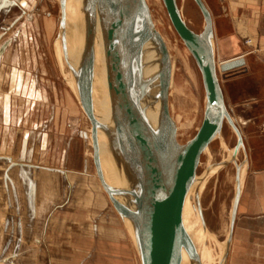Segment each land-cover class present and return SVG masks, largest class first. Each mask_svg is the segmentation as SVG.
I'll return each mask as SVG.
<instances>
[{
    "label": "rangeland",
    "instance_id": "1",
    "mask_svg": "<svg viewBox=\"0 0 264 264\" xmlns=\"http://www.w3.org/2000/svg\"><path fill=\"white\" fill-rule=\"evenodd\" d=\"M146 1L169 51V108L177 138L184 144L203 120L206 100L202 76L162 0ZM178 5L187 24L201 32L204 19L195 2L178 0ZM61 22L58 0H0V264H142L138 243L130 239L127 251L113 253L110 244L98 242L92 228L81 223L80 218L90 222L85 217L74 226L69 219L59 222L58 215L46 225L52 217L50 210L43 209L47 201L58 198L60 205L73 199L78 213L85 214L80 207H87L84 202L91 198L89 192L94 193L96 204L109 205L110 212L123 220L100 187L93 162L91 122L70 84L72 70L59 52ZM155 44L161 55V47ZM224 75L219 70L221 85ZM236 145L237 135L225 123L199 167L203 181L196 209L206 223L205 229L199 225V231L213 253V264H228L227 257L225 262L222 258L230 237L237 171L244 158L241 153L236 162L226 159ZM72 160L81 165L65 174L64 168ZM84 170L91 176L84 178L90 191L80 189ZM68 209L72 211L66 210L64 215L73 212V208ZM57 210L53 212L61 213ZM72 230L75 238L84 241L74 244L81 258L71 256L75 253L67 238ZM45 236L60 242H43Z\"/></svg>",
    "mask_w": 264,
    "mask_h": 264
},
{
    "label": "water",
    "instance_id": "2",
    "mask_svg": "<svg viewBox=\"0 0 264 264\" xmlns=\"http://www.w3.org/2000/svg\"><path fill=\"white\" fill-rule=\"evenodd\" d=\"M203 19L201 32L193 30L183 19L178 0H162L168 18L193 57L202 76L205 110L197 133L186 143L179 142L175 122L169 108V51L156 30L146 0H102L99 30L106 54V77L112 98L113 117L133 169L136 196L141 211L129 209L119 194L106 181L99 152V122L94 114L92 93L86 74L87 56L93 52L97 34L99 0H89L93 33L85 50L78 75L81 103L91 122L93 162L97 177L119 215L128 219L135 231L142 264H181L183 251H189L185 216L191 197L199 182L202 156L228 123L237 135L235 151L244 146L243 136L231 116L222 90L219 70L225 76L242 67L243 59L221 64L215 60L212 43L213 19L203 0H193ZM140 14L146 36L161 47L159 75L161 77L160 116L166 130V143L159 145L151 129L143 121L137 103L139 99L125 57L128 19ZM62 15L64 8L62 7ZM126 127L127 133L121 131ZM202 217V212L200 211ZM195 254V251L193 250ZM191 254V253H190Z\"/></svg>",
    "mask_w": 264,
    "mask_h": 264
},
{
    "label": "crops",
    "instance_id": "3",
    "mask_svg": "<svg viewBox=\"0 0 264 264\" xmlns=\"http://www.w3.org/2000/svg\"><path fill=\"white\" fill-rule=\"evenodd\" d=\"M203 2L213 19L212 43L217 65L237 59L244 60L242 67L224 75L221 85L226 103L244 140L243 150L240 152L243 153L244 160L241 169L237 171V187L230 220L227 262L264 264V0ZM246 38L252 39V47L245 45ZM68 163L71 165L65 166V174L76 171L77 165H81L78 160ZM47 169L52 173L50 168ZM84 178H91L86 170L83 172L80 189L90 191V187L84 184ZM89 194L91 198L85 199L84 202L87 207H80L81 210L87 211L85 214L78 213V204L72 202L73 199L60 205L57 204L58 198L53 197L47 201L43 209L50 210L52 217L46 225L59 215L56 218L59 222L62 218L63 221L69 219L77 226L78 219L82 216L90 222L84 223L80 218L81 223L92 228L98 242L110 244L109 249L113 253L117 250L127 251L132 238L123 220L119 216L116 217L115 212H110L109 205L96 204L92 198L93 192ZM68 207L73 208V212L64 215L66 210H71ZM34 209L38 208L35 206ZM56 209L61 213H54ZM75 237L76 231L72 230L67 242L75 253L71 256L77 258L78 248L74 244L84 241ZM41 239L43 242L51 240L48 236ZM29 240L35 238L29 237ZM51 241L60 242V239Z\"/></svg>",
    "mask_w": 264,
    "mask_h": 264
},
{
    "label": "bare ground",
    "instance_id": "4",
    "mask_svg": "<svg viewBox=\"0 0 264 264\" xmlns=\"http://www.w3.org/2000/svg\"><path fill=\"white\" fill-rule=\"evenodd\" d=\"M58 1L64 8V15H62L59 32V52L61 51L62 54H64L63 59H65L66 63L72 70L73 76L70 84L73 87V90L79 94L78 75L85 50L93 33V24L89 12V0ZM101 6L102 0H99L97 8L98 28L94 50L87 56L86 60V74L92 93L94 114L99 122L98 140L101 166L107 183L118 192L120 200L132 211L140 213L141 208L136 196L132 164L129 161L128 154L125 151L113 117L112 98L105 69V47L99 30V14ZM145 36L146 29L140 14L131 16L128 19L127 24L125 57L139 99L137 109L139 110L145 124L151 129L155 141L159 145L164 146L167 137L160 116L161 77L159 75V64L161 55L152 37H149L146 43L141 44ZM219 66L220 65H218V67ZM165 73V75H167L166 70ZM89 125L90 124H88V127ZM121 131L126 134V127ZM218 137L219 135L216 139ZM242 150L243 148L239 149L238 152H236L235 149L230 151L226 160L236 162ZM202 181L203 178L199 177L198 185L194 190L191 201L187 207L185 228L189 239V251H191V254L184 250L181 264H213V253L210 248H207L204 245V239L201 237L199 231L200 224L202 229L206 228L205 219L203 213L201 217L196 209V197ZM100 187L104 191L101 185ZM123 222L130 233L131 238L138 243L132 223L126 218H123ZM229 245L230 239L226 242L225 254L222 258L224 262L227 257ZM193 250L195 251V254L193 253Z\"/></svg>",
    "mask_w": 264,
    "mask_h": 264
},
{
    "label": "built area",
    "instance_id": "5",
    "mask_svg": "<svg viewBox=\"0 0 264 264\" xmlns=\"http://www.w3.org/2000/svg\"><path fill=\"white\" fill-rule=\"evenodd\" d=\"M246 45L252 47V46H253V41H252V39L248 38V39L246 40Z\"/></svg>",
    "mask_w": 264,
    "mask_h": 264
}]
</instances>
